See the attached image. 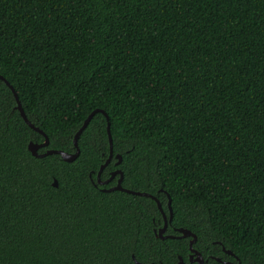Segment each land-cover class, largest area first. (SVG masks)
<instances>
[{
    "label": "trees",
    "instance_id": "trees-1",
    "mask_svg": "<svg viewBox=\"0 0 264 264\" xmlns=\"http://www.w3.org/2000/svg\"><path fill=\"white\" fill-rule=\"evenodd\" d=\"M0 76L107 115L0 80V264H264V0H0Z\"/></svg>",
    "mask_w": 264,
    "mask_h": 264
},
{
    "label": "water",
    "instance_id": "water-1",
    "mask_svg": "<svg viewBox=\"0 0 264 264\" xmlns=\"http://www.w3.org/2000/svg\"><path fill=\"white\" fill-rule=\"evenodd\" d=\"M0 80H4L6 82V84L12 89L14 95H15V98H16V101H17V109L20 111L22 117L24 118V120L26 121V123L34 130H36L37 132H40L41 134L44 135L45 137V141L44 143L42 144H36V143H33L31 142L29 144V151L32 153L33 156L35 157H45L47 155H52V154H58L62 157V159L66 162H73L75 161L79 155H80V148H79V145H78V139L81 135V133L84 131V129H86V127L89 125L90 121L92 120L93 116L95 115V113L97 112H102L105 114L104 111H101V110H96L95 112H93L89 118L85 121V123L83 124L82 128L78 131V133L76 134L75 136V139H74V145H75V148H76V152L75 153H68V152H64V151H60V150H48L46 153L44 154H39V150L41 148H44V147H48L49 144H50V141H49V138L48 136L42 131L40 130L38 127H36L34 124H32L29 119L27 118V115L25 114L24 112V109L22 107V104L19 100V97H18V94L15 92V89L9 84L8 81L5 80V78H3L2 76H0ZM106 115V114H105ZM107 116V115H106ZM108 119V117H107ZM108 135H109V142H110V156L108 158V160L106 161L105 164H103L98 172V181H99V184H106L108 183L109 181H111L112 179H114L117 175H119V179L117 181V184L110 188V189H104L103 191L104 192H113V191H124V192H127L129 194H133V195H138V196H144V197H150L152 199H154L157 204H158V207L159 209L161 210L163 216H164V227L160 229L159 231V237L161 239H168V238H176V236H173V235H168V236H164V232L166 231L167 227H168V224H169V221L171 222L172 219H173V210H172V199L170 198L169 196V211H170V218L168 220L165 212L163 211V208H162V205L160 203V201L153 195L151 194H148V193H141V192H135V191H131V190H128V189H125L123 188L122 184H123V180H124V173L121 171V170H117L115 172L112 173V176L109 180L105 181V182H102L100 177H101V174L103 172V170L106 168V166L112 161V159L114 158V151H113V137H112V133H111V129H110V124H108ZM119 160L117 162V164H120L121 161H122V157L120 155H117L116 156ZM55 186H57V182L55 181L54 182ZM177 231L181 234L179 237L177 238H188V237H191L192 240L190 241V252H191V255H190V259L192 260V262H197L198 264H205V261H204V258L202 256V254L196 250L194 248V244L197 242V235L194 234L192 231L188 230V229H184V228H179L177 229ZM228 254L230 255H234L233 252L231 251H227ZM138 264H141L139 262H137ZM178 264H185L184 260L180 257L179 259V263Z\"/></svg>",
    "mask_w": 264,
    "mask_h": 264
},
{
    "label": "flooded vegetation",
    "instance_id": "flooded-vegetation-1",
    "mask_svg": "<svg viewBox=\"0 0 264 264\" xmlns=\"http://www.w3.org/2000/svg\"><path fill=\"white\" fill-rule=\"evenodd\" d=\"M116 178V177H115ZM164 224H165V222H164ZM163 227H164V225H163ZM163 227H161V228H163ZM168 227H169V224H168ZM168 227H167V229H166V231L164 232V236H168V234H167V230H168ZM161 228H158V229H155V233L156 234H159V231H160V229ZM159 236V235H158ZM160 238V237H159ZM191 255V254H190ZM219 262L221 261L220 259H217ZM191 262H192V260H191ZM225 264H232L231 262H224Z\"/></svg>",
    "mask_w": 264,
    "mask_h": 264
}]
</instances>
